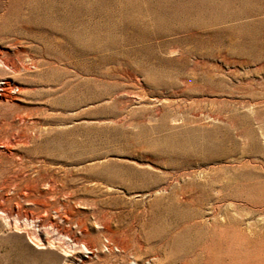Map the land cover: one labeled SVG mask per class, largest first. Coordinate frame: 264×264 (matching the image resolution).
Masks as SVG:
<instances>
[{
	"label": "rangeland",
	"instance_id": "374dc122",
	"mask_svg": "<svg viewBox=\"0 0 264 264\" xmlns=\"http://www.w3.org/2000/svg\"><path fill=\"white\" fill-rule=\"evenodd\" d=\"M2 81L0 264H264V0H0Z\"/></svg>",
	"mask_w": 264,
	"mask_h": 264
},
{
	"label": "bare ground",
	"instance_id": "6f19581e",
	"mask_svg": "<svg viewBox=\"0 0 264 264\" xmlns=\"http://www.w3.org/2000/svg\"><path fill=\"white\" fill-rule=\"evenodd\" d=\"M13 89H14V88H13ZM6 91H7L8 93H13V92H12V86H11V84H9L8 82L2 81V82L0 83V95L6 93ZM13 91H14V90H13ZM8 93H7V94H8ZM10 95H11V94H10ZM28 218H30V217H28ZM82 249H83L85 252L92 253L91 249L85 247L84 245L82 246Z\"/></svg>",
	"mask_w": 264,
	"mask_h": 264
}]
</instances>
